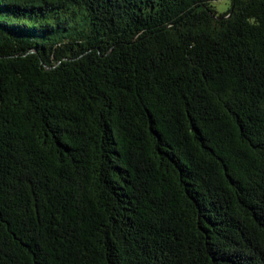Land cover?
<instances>
[{"label":"trees","instance_id":"obj_1","mask_svg":"<svg viewBox=\"0 0 264 264\" xmlns=\"http://www.w3.org/2000/svg\"><path fill=\"white\" fill-rule=\"evenodd\" d=\"M0 0V264H264V0Z\"/></svg>","mask_w":264,"mask_h":264},{"label":"rangeland","instance_id":"obj_2","mask_svg":"<svg viewBox=\"0 0 264 264\" xmlns=\"http://www.w3.org/2000/svg\"><path fill=\"white\" fill-rule=\"evenodd\" d=\"M214 6L218 13H225L231 6L230 0H222L214 3Z\"/></svg>","mask_w":264,"mask_h":264}]
</instances>
